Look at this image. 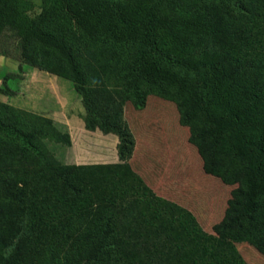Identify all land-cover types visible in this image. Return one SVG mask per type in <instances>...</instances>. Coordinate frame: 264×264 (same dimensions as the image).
Listing matches in <instances>:
<instances>
[{"label":"trees","instance_id":"16d2710c","mask_svg":"<svg viewBox=\"0 0 264 264\" xmlns=\"http://www.w3.org/2000/svg\"><path fill=\"white\" fill-rule=\"evenodd\" d=\"M35 6L0 0V55L18 43L31 67L73 82L89 116L119 136L125 162L133 136L121 114L98 112L81 54L100 36L132 42L138 79L180 89L204 169L237 188L217 236L203 237L192 215L130 184L125 164L54 160L49 141L70 146L66 127L2 105L0 224L9 232L0 234V264H240L235 241L264 254V52L255 42L239 46L217 14L175 2L42 0L33 16Z\"/></svg>","mask_w":264,"mask_h":264},{"label":"rangeland","instance_id":"374dc122","mask_svg":"<svg viewBox=\"0 0 264 264\" xmlns=\"http://www.w3.org/2000/svg\"><path fill=\"white\" fill-rule=\"evenodd\" d=\"M33 2L36 6L32 15L38 16L42 0ZM162 2H175L181 9L210 10L217 14L236 44L248 47V37L258 51L264 52V0ZM257 39L262 46L256 45ZM134 53L132 42L115 43L100 36L83 46L81 54L98 112L121 114L133 136V153L125 162L119 157V136L104 131L101 121L89 116L74 83L31 67L22 58L18 43L10 46L9 55H0V106L9 105L65 126L71 145L49 141L54 160L69 166L125 164L130 172L128 178L136 181L130 179V184L141 185L151 196L192 215L203 237H216L215 226L223 221L237 185L206 172L193 141V127L182 121L181 103L185 96L176 86L138 79L132 65ZM135 88L142 95V106L135 98ZM220 158L227 159V151H221ZM8 232L0 224V234ZM233 246L240 264H264V254L254 243L235 241ZM196 250L200 253L199 248ZM169 254L172 256V251Z\"/></svg>","mask_w":264,"mask_h":264}]
</instances>
